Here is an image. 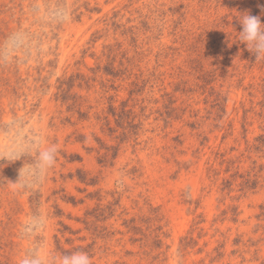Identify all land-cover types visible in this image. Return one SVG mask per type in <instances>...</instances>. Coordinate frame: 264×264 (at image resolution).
<instances>
[{
  "label": "rangeland",
  "instance_id": "rangeland-1",
  "mask_svg": "<svg viewBox=\"0 0 264 264\" xmlns=\"http://www.w3.org/2000/svg\"><path fill=\"white\" fill-rule=\"evenodd\" d=\"M58 2L0 0V42H40L0 63V125L24 117L59 148L23 190L29 160L0 161V264L36 243L92 264H264V61L236 19L264 22V0H64L69 24L35 21ZM38 211L48 229L21 238Z\"/></svg>",
  "mask_w": 264,
  "mask_h": 264
},
{
  "label": "clouds",
  "instance_id": "clouds-1",
  "mask_svg": "<svg viewBox=\"0 0 264 264\" xmlns=\"http://www.w3.org/2000/svg\"><path fill=\"white\" fill-rule=\"evenodd\" d=\"M264 14V5H260ZM30 12L35 21L41 25L60 27L72 21L71 5L60 0L55 6L41 7L34 3ZM241 30L238 31V42L255 55V60L264 61V22L259 15H251L248 11L236 16ZM40 42L26 29H17L8 34L0 42V63H11L19 58V54L31 55L35 48L39 50ZM27 121L24 117L13 116L12 119L0 125L8 135L9 143L0 146V161L11 163L27 158L29 163L19 169L16 182L10 183L16 190L32 188L42 184L51 169L55 167L59 148L55 143H45V140L34 128L25 132ZM49 227V216L44 211H38L22 222L19 229L21 238L39 237ZM19 264H92L88 253L76 250L56 254L53 251H41V244L36 243L20 258Z\"/></svg>",
  "mask_w": 264,
  "mask_h": 264
}]
</instances>
